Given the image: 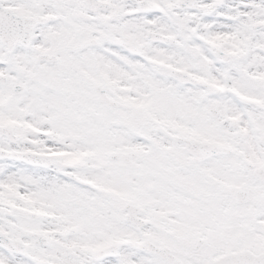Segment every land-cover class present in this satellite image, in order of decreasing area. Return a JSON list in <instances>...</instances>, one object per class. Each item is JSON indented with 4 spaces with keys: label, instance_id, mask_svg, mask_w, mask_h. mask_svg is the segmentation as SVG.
I'll use <instances>...</instances> for the list:
<instances>
[{
    "label": "snow or ice",
    "instance_id": "snow-or-ice-1",
    "mask_svg": "<svg viewBox=\"0 0 264 264\" xmlns=\"http://www.w3.org/2000/svg\"><path fill=\"white\" fill-rule=\"evenodd\" d=\"M0 264H264V0H0Z\"/></svg>",
    "mask_w": 264,
    "mask_h": 264
}]
</instances>
